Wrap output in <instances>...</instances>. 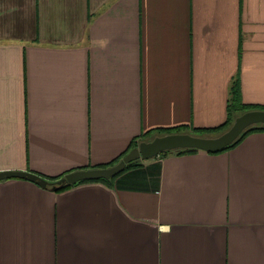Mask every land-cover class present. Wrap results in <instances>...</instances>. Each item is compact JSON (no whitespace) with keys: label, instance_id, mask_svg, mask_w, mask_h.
I'll use <instances>...</instances> for the list:
<instances>
[{"label":"crops","instance_id":"crops-1","mask_svg":"<svg viewBox=\"0 0 264 264\" xmlns=\"http://www.w3.org/2000/svg\"><path fill=\"white\" fill-rule=\"evenodd\" d=\"M237 85L264 107V0H0V171L48 180L217 129ZM128 167L0 181V264H264V131Z\"/></svg>","mask_w":264,"mask_h":264},{"label":"water","instance_id":"water-1","mask_svg":"<svg viewBox=\"0 0 264 264\" xmlns=\"http://www.w3.org/2000/svg\"><path fill=\"white\" fill-rule=\"evenodd\" d=\"M264 124V109H252L238 115L231 127L220 135L208 137L192 133H169L156 136L151 141H142L131 149L119 162L112 166L80 169L67 173L56 182L75 184L84 180L106 179L110 180L123 172L128 166L158 156L166 151L180 149H197L207 152L222 151L233 144L239 136L249 127ZM10 178H26L47 187L51 182L39 175L27 171H0V181Z\"/></svg>","mask_w":264,"mask_h":264},{"label":"trees","instance_id":"trees-1","mask_svg":"<svg viewBox=\"0 0 264 264\" xmlns=\"http://www.w3.org/2000/svg\"><path fill=\"white\" fill-rule=\"evenodd\" d=\"M252 109H264V107H255V106L243 103L242 100H241L240 89H239V86L237 85L234 88V90H233V97H232L231 104H230V107H229V112H230V116H231L229 118V120L223 126L217 128V129H209V130L206 129L204 132L198 133L197 135L208 136V137H213V136L220 135L221 133L225 132L226 130H228L231 127V125L233 124L235 118L239 114L244 113V112H246L248 110H252ZM261 131H264V124L253 125V126L247 128L233 144H231L230 146H228L225 149H229V148L234 147L239 142H241L247 135H249V134H251L253 132H261ZM136 146H137L136 143L132 144L130 149H129V151L131 149H133L134 147H136ZM129 151H127V153ZM190 151H197V149H180V150H175L173 152L186 153V152H190ZM166 152H172V151H166ZM166 152H164V153H166ZM127 153H125L123 155V157ZM115 162H118V161L116 160ZM115 162H113L111 165H113ZM132 165H134V164H132ZM105 166H108V165H105ZM105 166H103V167H105ZM127 168H129V167H127ZM118 176L119 175H116L115 177H113L110 180H106V179L101 178V179H96V180H84V181L77 182L75 184L66 182V183H62L60 185H56V182L59 179L63 178L64 175L61 176V177H58V178L56 177V178L48 179V180L51 182V184H49V185L51 187H53L56 191H62V190L68 189V188H70V187H72V186H74V185H76L78 183H84V182L101 181V182H105V183L111 185Z\"/></svg>","mask_w":264,"mask_h":264}]
</instances>
